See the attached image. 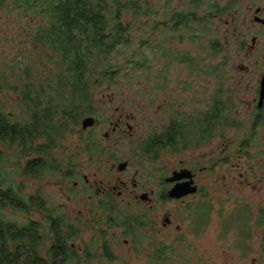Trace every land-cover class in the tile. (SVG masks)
I'll use <instances>...</instances> for the list:
<instances>
[{"label":"rangeland","instance_id":"obj_1","mask_svg":"<svg viewBox=\"0 0 264 264\" xmlns=\"http://www.w3.org/2000/svg\"><path fill=\"white\" fill-rule=\"evenodd\" d=\"M151 1L159 12L136 19L138 24L133 32L132 47L125 49L131 53L143 46L153 57L151 68L139 71L133 82L121 79L122 84L118 86L95 91L98 109L95 117L98 122L88 129H84L82 123L79 126H71L64 138L59 140L49 162L59 164L61 169L40 176H24L19 170L14 184L25 196L40 195L46 200L49 208L58 210L80 228L78 236L72 241L77 247L78 261L84 259L87 247L92 249L95 255L88 262L84 260L85 264H149L153 261L156 246L164 245L171 247L172 257L163 264H264V251L259 243L261 230H254L253 246L248 252L241 246L234 245L232 233L224 229L220 232V226L223 228L225 225L217 213L216 190L212 185L219 178V174L215 173L213 168L201 174L202 183L210 185L212 190L210 196L207 194L204 197V203H209L208 206L198 195L185 202L160 199L162 181L164 182V178L175 168L180 167L182 161L185 165L203 166L206 165L203 159L208 164L219 150V140L213 139L211 142L199 144L195 137L197 134L191 132L193 137L191 136L187 149L177 151L172 147H165L157 150L158 153L151 154L144 151L147 143L166 131L173 121L184 122L188 127L198 122L199 111L206 109L212 102L218 85L214 74L207 73L217 61L209 50L216 37L217 21H210V24H207L209 32L203 35L198 20H192L188 26L180 25L173 29L174 24L170 20L173 12L191 9L196 11L195 16L207 15L211 6L208 0L200 3L199 0ZM168 9L170 12L166 14ZM125 17L130 20L131 15ZM157 19L160 23L156 25L154 20ZM28 24L27 18L20 16L17 11L0 10V74L6 73L8 77V74H12L9 67L13 63L22 62L25 66L33 68L34 77L40 79L45 86L50 82L55 83V76L59 72V56L49 48L35 47L31 35L34 32ZM151 45L152 47H149ZM185 58H190V61L183 62ZM202 59L206 73H200ZM19 72L20 69H17L13 75ZM230 72L228 66L221 68V86L227 89L223 93L225 99L235 95L238 88L237 75ZM8 79L11 82L16 78L12 76ZM7 80L4 78L6 83ZM0 101L6 104L8 111L13 110L18 115L22 113L18 95L11 90H0ZM232 104H237L236 98ZM243 115L241 113L239 117L244 119ZM121 117L124 124L114 132L113 125ZM91 131L97 135L104 147L103 155L95 159H91L84 151L83 135L87 136ZM226 133L237 142V147L246 136L241 127L231 128ZM111 154L114 156L110 157ZM244 159V155L238 156L236 161L243 163ZM18 160L20 156L15 153L6 165L9 168L15 167ZM70 161L75 163L73 168L69 167ZM124 161H128L129 166L125 171H120L118 165ZM233 168L227 172L222 169L221 172L236 176L232 189L237 195H241L239 191L248 193L249 188L241 185L244 177H240L246 167ZM69 170L74 171L76 175L67 177ZM133 178L143 186L135 192L139 193L143 189H155L158 192L154 208L136 200ZM122 180L129 181L127 188L122 184ZM77 182L79 184L76 185ZM116 185L118 189L123 190L121 196H118L117 191H112L110 196L99 192L100 187L112 189ZM254 192V205L262 203L264 206V193ZM102 201L112 202L115 209L108 211L101 208ZM232 207V203L228 204V209ZM167 213H171L173 223L164 226ZM124 214L146 215L148 228L151 227L152 218L157 227L156 235H152L147 228H138L130 234L122 225L109 224L107 219L110 215ZM4 216L18 221L21 225L28 223L30 218L43 223L47 218L43 212L33 211L28 215L26 212L10 209L5 210ZM139 233L143 237L142 245L136 241V235ZM105 239L113 250L112 259L104 256L102 245Z\"/></svg>","mask_w":264,"mask_h":264},{"label":"trees","instance_id":"obj_2","mask_svg":"<svg viewBox=\"0 0 264 264\" xmlns=\"http://www.w3.org/2000/svg\"><path fill=\"white\" fill-rule=\"evenodd\" d=\"M2 9L17 11L27 18L28 27L34 32L31 33L32 43L37 49L49 48L59 56V72L55 83L46 86L34 77L33 68L22 62L9 67L15 80L9 82L11 75L0 74V90L8 89L17 94L22 108L18 115L13 110L8 111L6 104L0 101V264H71L73 261L85 264L84 260L88 262L95 255L87 247L84 259L78 261L77 247L72 241L80 228L58 210L49 208L40 195L21 193L14 184L15 178L19 170L24 176H40L61 169L59 164L49 160L71 126H79L86 116L98 114L95 91L118 86L122 84L121 79L133 82L139 71L151 68L153 57L143 46L131 53L125 49L132 47L136 19L159 11L151 0H0ZM169 12L168 9L166 14ZM195 13L191 9L173 12L170 17L173 29L188 26L193 20L177 16ZM129 14L130 20L125 17ZM159 23L158 19L154 20V24ZM185 61L190 58L183 59ZM17 69L20 72L13 75ZM83 137L84 151L91 159L103 155V143L94 132ZM184 137L183 131L167 128L152 138L144 151L158 153L157 150L171 145L173 150H181L178 139ZM15 153L20 160L9 168L6 163ZM74 166L70 161L69 167ZM66 174L67 177L76 175L72 170ZM101 208L113 211L115 205L102 201ZM7 209L28 215L33 211L43 212L47 218L44 223L30 218L21 225L4 216ZM107 220L110 225L126 227L130 234L144 224L141 215H110ZM139 235L136 241L142 245L143 237ZM102 248L105 257H114L106 239ZM171 253L170 246H156L149 264H163L172 257Z\"/></svg>","mask_w":264,"mask_h":264},{"label":"flooded vegetation","instance_id":"obj_3","mask_svg":"<svg viewBox=\"0 0 264 264\" xmlns=\"http://www.w3.org/2000/svg\"><path fill=\"white\" fill-rule=\"evenodd\" d=\"M201 1L206 2L207 0H199V3ZM208 2L211 6L210 9L208 8L207 15L198 14V16L196 15L197 18L194 14L177 17L183 16L195 21L198 20L202 27L201 31L199 30L202 35L209 32L207 24H210V21H217L216 37L212 46L209 47L217 61L213 64V69L207 74H214L218 87L212 102L206 109L200 110L197 114L198 122L188 127L186 123L175 120L169 128L183 131V137H185L178 139V148L181 150L189 147L190 138L193 137V134H197L195 137L199 140V144L211 142L213 139L219 140V150L215 157L208 161V164L203 159L206 164L203 166L199 164L185 165L182 161L181 166L175 168L164 178V182L162 181L160 199L185 202L190 197L198 195L204 203V197L207 194L210 196L209 193L212 190L210 185L202 183L201 174L213 168L214 172L219 174V178L212 185L213 189L216 190L217 213L225 225L223 228L220 226V232L224 229L232 233L234 245L241 246L248 252L253 246L254 230H261L259 243L264 251V206L261 205L262 203L255 206L252 196L254 191L264 193V0H208ZM223 66L230 67V73H236L238 78V88L234 93L235 95L226 99L223 98V93L227 89L221 86L223 82L221 68ZM199 69L200 73H206L203 59ZM234 98H236L237 104H232ZM241 113L244 114V119L239 117ZM122 118L114 123L112 128L114 132L123 126L124 120ZM236 127L243 128L246 133L245 138L239 142V147H237V142L227 136L226 133L229 129ZM181 145L182 147H180ZM170 147L174 149V146L171 145ZM243 155L245 161L237 163V157ZM128 166L120 171H125ZM233 167L238 169L246 167L245 172L240 173V177H244L241 185L249 188L248 193L239 191L241 195H237L238 193L236 194L232 189L236 176L221 172L222 169L223 172L230 171L234 169ZM182 170H190L191 176L174 182L166 181V178L173 176L176 171ZM86 181H89L88 178ZM187 181H193L192 186H197L198 191L187 194L180 199L169 197L168 192L175 184ZM128 182L122 180V184L126 188ZM77 184L79 183L77 182ZM132 185L136 200L148 205L149 208H154L158 199V192L155 189H143L139 193L135 192L143 188L136 178H133ZM112 191H117L118 196L123 194V190L118 189L117 185L112 189L99 188L101 194L108 196L111 195ZM200 200V204L203 205ZM231 203L233 207L228 209V204ZM170 214L167 213L164 226L173 223ZM141 220L144 221V224L139 228H147L152 235H156L157 227L153 223V219L150 218L151 227L149 228L146 215H141ZM220 223L222 224L221 221ZM227 223L228 227H226Z\"/></svg>","mask_w":264,"mask_h":264},{"label":"water","instance_id":"obj_4","mask_svg":"<svg viewBox=\"0 0 264 264\" xmlns=\"http://www.w3.org/2000/svg\"><path fill=\"white\" fill-rule=\"evenodd\" d=\"M264 95V94H263ZM96 117L95 116H86L82 120V126L84 129H88L93 127L96 124ZM128 166V161L121 162L118 165L119 170H124ZM190 170H182V171H176L173 176L166 178V181L168 182H174L177 180H181L186 177H190L191 175ZM193 181H187V182H178L175 184L168 192L169 197L180 199L187 194L195 193L198 191L197 186H192Z\"/></svg>","mask_w":264,"mask_h":264}]
</instances>
